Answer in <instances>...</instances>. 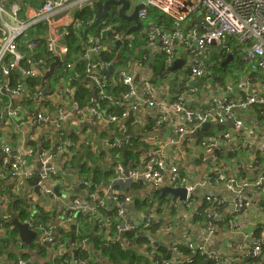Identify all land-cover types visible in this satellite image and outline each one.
Wrapping results in <instances>:
<instances>
[{"label": "built area", "instance_id": "obj_1", "mask_svg": "<svg viewBox=\"0 0 264 264\" xmlns=\"http://www.w3.org/2000/svg\"><path fill=\"white\" fill-rule=\"evenodd\" d=\"M32 1L0 0V78L4 77L6 80V84L0 85V89L13 94H23V97L27 96L33 102V106L27 108L28 114L25 113L23 121H30L35 126L52 123L51 116L45 113L44 109L49 99L54 98L58 99L60 104L59 117L55 125L61 135L65 134L64 129L60 127L63 121L71 126L83 127L82 134L84 131H92L99 126L105 131L112 132L110 137L101 136L96 141L102 147L110 146L109 164L115 169L116 174L109 179L108 184L100 186L93 184L91 179H88L89 177L83 176L76 190L78 193L73 196L62 194L61 197L54 190V187L60 183V179H54L51 175L56 173L54 161L57 156L64 159L69 158L72 154V147L75 146L74 142L57 143L50 152H42L38 168L32 171L24 169L28 166L24 156H11L12 148L3 144L0 151V161L3 162V166L0 167V177L2 179H9L10 176L16 177L15 181L18 183L15 187L18 191L23 185L28 184V180L33 178L35 173L39 175L40 179L37 182L39 195L34 192L31 196L40 199L46 213L55 214L47 223L37 218L23 223H27L29 228L36 232L33 241L41 246L48 245L51 254L58 255L67 252L70 255L73 250L68 249L62 243V237L57 234V231L55 232V226L58 225L55 224V220H60L61 223L59 222L58 226L65 231L72 229L74 225L79 227L82 222L89 221L91 218L99 225L106 224L99 209L111 211L115 206L118 207V216L123 219L118 226L119 234L135 232L137 237H145L147 243L156 248L157 234L160 229L154 231L153 225L162 220L159 210L163 205L154 201L158 210L156 208L153 211L148 207L143 212L144 217L138 219L136 218L138 214H129L126 210V205L134 201L132 195L121 196L117 185L131 188L135 182L139 181L151 184L152 192L148 197L152 202L156 193L163 187L162 184L169 181L173 184L169 186H184L188 189L185 204L189 205L190 196L198 184L191 181L187 172L186 175L178 173V166L166 165L165 147L190 138L209 121L224 123L234 118L235 112L245 111L253 106H260L264 109V0H129L133 8L143 5L138 12V17L142 22L141 27H144L141 37L144 36L146 46L154 56H165L166 66L171 70L172 75L176 74L172 71V67L178 58L185 59L191 66L192 74L190 75L195 80L205 74L207 66L202 57L205 51L216 48L220 52H228L233 49L239 54V61L246 66L248 72L243 80L229 88L232 92L236 91L238 97L234 98L231 94L221 90L223 96L212 98L208 110L194 109L189 106L196 101V94L199 90L194 81L186 82L183 92L176 94L175 100L171 102L166 98H157L152 72L144 74L140 82L136 83L135 75L143 69L144 64L143 61L138 60L128 69L120 65L122 62L120 53L132 51L134 43L133 38H129V34L124 35L120 30L121 24L117 21L116 12L108 15V19H102L96 30L82 40L83 52L75 65L73 61L66 62V70L73 66L75 69L78 62L84 63L83 71L77 70L78 73L74 76L77 80L83 77L87 79L94 87L93 93L84 98L81 96L83 90L76 89L74 84V86L55 85L54 87L43 84L41 76L48 69L47 62L50 59L54 61L55 56L62 58L72 53L66 43L67 36L73 30L78 33L83 25L76 14L84 9H95L96 3L100 0H40L37 7H34ZM152 9L158 10L161 18L159 21L146 23ZM71 13H75V17ZM6 15L16 24L9 23L5 19ZM41 24L45 28L48 27L42 46L37 40L38 35L33 33L36 31V25ZM118 42H120L119 45ZM114 51H119L118 61L111 58ZM34 53L36 56H33ZM111 67L112 73L110 74ZM14 72H18L29 80H37L34 88L30 89L25 81L14 83V77L12 78ZM168 84L169 82H165L164 86L167 88ZM166 91L167 89L164 90ZM67 103H70V106ZM157 110L158 114L155 119L152 118L153 121L141 120L143 112L150 117L149 112L154 111L155 114ZM20 111V109L15 110L11 112V115H18ZM0 116L9 117V113L1 111ZM234 122L235 130L244 129V122L241 119H236ZM259 126L260 121L256 120L254 126L246 127L242 134L251 146H253V138L257 135ZM163 128L171 129L173 135L160 138L156 131ZM231 133L229 131L225 134L227 140L231 139ZM109 140H111L110 144ZM132 142L140 144L141 150L138 153L141 159L139 162L129 160L126 166L119 161L120 154L113 155L111 152L113 148L126 147ZM203 144L213 146L216 143L204 141ZM87 146L90 149L92 147L91 150L96 148V151L101 147H97L94 141L88 142ZM150 148H156L158 151L156 156L147 157L146 152ZM260 150L264 152V138ZM251 163L258 164L260 159L253 156ZM47 182L50 186H46ZM218 182L225 183L232 195L225 197L209 194L205 197L210 203L209 212L206 214V235L201 237L199 242H173L172 244V247L178 249L179 253H181L179 245L187 248L190 251L189 259L191 255L200 254L212 260L213 264H220L222 256L213 249L211 236L217 233L221 223L228 222L232 228L239 230L242 227L241 220L251 217L252 205L250 200L244 196V189L253 187L264 195V169L256 177L239 184L235 179L227 178L222 170L216 168V173L212 175L207 184L203 183V185H214ZM28 187H25L26 191L29 190ZM229 203L232 204L233 209L232 213L228 212L230 216L227 218L223 216L221 210L225 204ZM148 211L149 214L146 216L145 212ZM0 214L1 230L16 229L13 223L15 217L7 209L6 201L5 205L0 208ZM168 223L165 221V225L161 224L160 228L164 230ZM17 242L19 246L24 244L21 239ZM127 243L124 237L122 245L126 246ZM87 244L88 238H83L81 247L86 248ZM76 245L74 243L73 247ZM146 247L149 248L150 245ZM263 248L264 221H260L253 235V244L247 246L243 240L238 245V249L244 260L259 258L263 255ZM151 252L153 254L155 250ZM4 257L7 261L0 258V264H34L23 255H19L17 260H9V254ZM180 263L179 259L176 261L163 260V264ZM73 264L87 263L85 260H75Z\"/></svg>", "mask_w": 264, "mask_h": 264}, {"label": "crops", "instance_id": "obj_2", "mask_svg": "<svg viewBox=\"0 0 264 264\" xmlns=\"http://www.w3.org/2000/svg\"><path fill=\"white\" fill-rule=\"evenodd\" d=\"M39 1L40 0L32 1L34 7L39 6ZM96 8L94 9V11L96 10ZM116 11L117 10L114 8L110 12V14ZM71 15H74L75 17V13H71ZM108 18L109 16L106 19ZM160 18L161 13L158 10L152 9L150 18L148 21H146V23L159 21ZM5 19L13 25L16 24V22L12 20L8 15L5 16ZM93 20H91L89 24V32L83 30L85 38L88 34L96 30L102 19L96 25L91 26ZM117 21L121 24L120 30L124 35L128 33V30L132 26H134V23L130 21L127 23H124L119 19H117ZM79 24L81 25V23ZM82 26H84V24L81 25V28L83 29ZM143 29L144 27H141L128 33L130 36L129 38H133V43L136 47H134L132 51H124L122 53V62H120V65L128 69L135 63V61H143V69L135 75V79L136 76H139L138 80H136V83L140 82V79L144 74H149L150 72H152L157 98H166L170 102L174 101L175 97L177 96L176 94H179L182 90H184L186 82H195V80L191 78L190 74L182 71L187 64L186 61L185 64L182 65L183 68L180 67L177 69H172V71L176 74L172 75L170 73L171 70L167 68L162 76L154 77V69L158 57L154 56L148 50L144 36L143 38L141 37ZM47 31L48 27L45 28V26L41 24L36 25V31L33 32L38 35L37 40L40 42L41 46L43 45L44 36H46ZM80 54L81 52H79L78 49H75L69 56H62V58L59 57L60 64L55 67L54 73L51 76L47 77L46 84L50 85L51 87H54L55 85H75L74 87L76 89L83 88L84 90L86 89L93 91L94 87L89 84L87 79H85L84 77L81 80L76 79V77L74 76L78 73L76 67L75 69L74 66L69 70L65 69L66 62L73 61L75 65V63L79 60L78 58ZM33 56H36V53H34ZM152 57H154L155 59L154 63L148 64L149 59ZM202 57L206 62V71L203 77L197 78L198 81L200 80V83L197 84L199 90L196 94V101L189 104V106L194 109L208 110L210 107L209 103L212 98H219L223 96L221 90L231 94L234 98H237V92H232L229 90V88L237 85L241 80H243L246 73L248 72L246 66L239 61V54L235 52V50L233 51V49L229 50L228 52H220L218 49L212 48L205 51L202 54ZM227 58H229L228 61ZM49 61L51 62L50 64L47 63L48 69L53 63L52 59H50ZM220 63V66L225 69L224 72L221 70L216 71L215 69L216 66H218ZM59 70L61 71V73L58 72ZM44 74L41 76L43 84H45V81L43 80ZM13 77L14 83L17 84L18 82L25 81L29 85L30 89H33L36 85L34 83L37 80H29L28 78L23 77V75L19 74L18 72L12 73V78ZM222 78H224V82L220 83L219 80H222ZM5 82L6 80L4 79V77H1L0 85H5ZM165 82H169L167 88L164 86ZM1 89L0 112L7 111L9 113V117L0 116V151L2 150L3 144H7L12 148L11 156H24V158L28 162V166L24 167L25 170H36L40 164L42 152H50L55 144L65 143L68 141H72L75 143V146L72 147L71 156L67 159L57 156L54 161L56 173L60 174V183L56 186H62V190L64 193H66L67 196H73V194L78 193V191L76 190L79 188L78 186L81 177H83L82 175H84L85 177L88 176V170L86 169L87 164H91L92 169L101 168L102 171L109 170V152L105 151L104 149L99 152V150L104 147L99 145V142L96 141V139L101 136L110 137L113 134L112 132L105 131V129L100 128L99 126L97 128H94L92 131H84L82 134L83 127H81L80 125L71 126L68 122L63 121L61 122L60 127L64 129L65 134L61 135L58 127L55 125L57 124V119L59 117L58 107L60 106V104L59 100L54 98L49 99L48 105H46L44 109L45 113L51 116L52 123L43 126L41 124H38L37 126H35L31 124L30 121H23L25 119V113L28 114L26 112L27 108L32 107L33 102L27 96L23 97V94H13ZM165 89H167L166 92H164ZM67 105L70 106V103H67ZM19 109L21 111L18 113V115H11V112ZM149 113L151 114L150 117H148V115L143 112L140 117L141 120H152V118L155 119L156 115L158 114V110L155 114L154 111H150ZM236 119H241L244 122V129L238 131L235 130L234 121ZM256 120L260 121V126L257 128V135L253 138L254 143L253 146H251L246 142L247 138L243 137L242 134L244 133L246 127H253ZM229 131L232 132L231 139L227 140L225 134ZM156 133L160 135V138H164V136L166 135H173L172 130L167 128L157 130ZM203 133H205L204 136L206 139L201 137ZM263 138L264 109L260 106H253L248 110L235 112L234 118L228 119L224 123L211 121V123H209V126H207L204 130H200L198 132L197 136L191 135L190 138L181 140L173 146L169 145L165 147L166 165L178 166L182 173H188L193 183L198 184L193 191L195 192V194L194 197L191 198L189 205H186L184 201L174 202L172 201V198L171 201H169L168 206L167 203L162 204L164 210L166 208L164 213L166 214L167 212L168 214V216L166 215L165 221L169 223L165 226L164 230L160 229L159 233L157 234V241L160 243V246L162 245L161 247L164 246L168 248V255L171 260L176 261V259H179L181 263L184 264V262L186 260L188 261L189 259V253H186L184 251H181V253H179L178 249L170 247V244H173V242H199L200 238L206 235V214L209 212L210 203L206 200L205 197L209 194L213 196L225 197L232 195V192L228 190L225 183L218 182L214 185H203V183L207 184V182H209L212 175L216 173V168L222 170L227 178L235 179L239 184L245 180L256 177L264 169V152L260 150L263 143ZM93 141L96 143L97 147L101 146L97 151L96 148L91 150L87 146L88 142ZM202 141H205L207 143L212 142V144H216L212 146L210 144H203ZM137 146L138 148L135 149L136 152L134 154V161L139 162L141 157L138 151L141 150V147L139 143H137ZM159 148L161 149L162 145L159 146ZM88 149L90 153L87 152ZM30 150H33V152H29ZM146 153L147 157L149 155L156 156L158 151H156V148H150ZM253 156L259 158L260 163L252 164L251 159ZM90 158H94L91 159V161L94 160V163L90 162ZM110 178L112 177L110 176L109 179ZM13 180V178L2 179L5 184H9L10 182L11 184H13ZM213 183L214 181L212 182V184ZM47 184L48 185L46 186H50L49 182H47ZM169 185L173 184H171L169 181H165L163 184V186ZM0 186H3L2 182H0ZM28 189L29 192L32 191L30 187H28ZM117 190L119 194L121 192H125V195H132V197H134V201L132 203H127L128 205H126V210L129 214H138L136 217L138 219H142L144 217L143 212L146 211L147 207L138 210V207L135 208V204L137 202H140V204H143L144 202L145 204H148L149 202V208H152L153 211L157 208V204L154 203V200L152 202L149 201L148 196L150 192H152L151 184H146L145 182L139 181L135 182L131 188H126L125 186L122 187V185L119 184L117 185ZM197 191H201L202 193L197 194ZM9 192L10 191L6 189L4 191V197H2V192L0 190V208L5 205L6 201L7 209L12 211L13 208L10 204L11 198L9 197ZM201 194H203V196ZM243 194L251 202V217L243 218L241 220L242 227L239 230L232 228L228 222L221 223L219 225V230L217 231V233L211 236V245H213V249L221 254L222 264H241L242 262H244L240 257L238 245L243 240L246 242L247 246L252 245L253 235L256 232V228L260 224V221H264V195L253 187L244 189ZM38 201L40 202L39 198ZM207 204L209 205V207L207 206ZM232 209V204H225L223 209L221 210L223 212V216L228 218L230 216L228 212L232 213ZM59 222V219L55 220V224L60 225L61 222ZM5 233L6 231L0 229V236H3V234ZM16 239H21L19 232L16 235ZM18 249H20V252L23 250L22 252L24 254H28L29 259L33 263L44 264L46 260H48V258H40L37 249L29 248L25 245L18 247ZM48 251L51 254V250ZM139 251L141 253L149 252L145 247H140ZM153 258L154 255L152 254V259ZM250 259L251 258H247L246 261H249Z\"/></svg>", "mask_w": 264, "mask_h": 264}, {"label": "trees", "instance_id": "obj_3", "mask_svg": "<svg viewBox=\"0 0 264 264\" xmlns=\"http://www.w3.org/2000/svg\"><path fill=\"white\" fill-rule=\"evenodd\" d=\"M115 15V14H114ZM95 11L94 9H84L81 12H78L76 14V17L79 19V21H82V24H84L83 29L80 28L78 30V33H75L74 30L71 31L70 35L67 36L66 43L68 44L70 53L74 51L75 49H78L79 52H83V44L82 40L86 39L85 34L83 32H89V24L91 20L94 19ZM118 17V16H117ZM119 19V17H118ZM124 23L128 22L126 20H122ZM93 31V30H91ZM79 34V35H78ZM234 45V42H232ZM134 47H136L134 45ZM123 53V52H122ZM120 53V55H122ZM118 52H113L111 55V58L115 61L119 60L118 58ZM51 61H48L47 63L50 64ZM221 65V63H220ZM76 69L82 72L84 69V63L78 62ZM167 66L165 63V56L164 55H158L157 63L155 65V76H162L164 72L166 71ZM221 71H225L223 67L220 66ZM195 83L198 84V80L195 79ZM80 90V88H79ZM83 90V93L81 96L84 98L93 93V91L90 90ZM138 148L137 142H132L130 145L126 146V149L124 147H118L112 149V154L117 155L120 154L119 161L124 163L127 166V162L129 160H135L134 154L135 149ZM92 149V147H91ZM88 153H90L89 149L87 150ZM90 162L94 163V160ZM87 164L86 169L88 170V179H91L93 184L97 185H106L109 183V177H113L116 174L115 169L111 166H109L108 171H102L101 168L98 169H92V165ZM3 166V162L0 161V167ZM85 166V164H84ZM178 173L181 175H186V173H182L180 169L178 168ZM52 178H59L60 174L53 173L51 174ZM84 176V175H82ZM190 177V176H189ZM9 178H13L14 180L16 177L10 176ZM40 179L39 175L36 173L33 175V178L28 180L27 185L31 188V192L29 190L26 191V186L23 185L18 191L16 190V185L18 182H14L11 184H5L2 181V178L0 177V182H2L3 186H0V190L2 192V197H4V191L7 189L10 191V198H11V206L13 210L11 211L12 214L18 217V219L23 223L27 220H30L32 218H37L42 220V222L47 223L55 214H48L44 211V208L41 204V202L38 201V197L31 196V193H36V195H39L37 192H39V189H37L38 185L37 182ZM18 180V178H17ZM10 185V186H8ZM76 189V188H75ZM93 188H91L92 190ZM159 190L155 196L159 197L161 199L160 205L163 203L167 206L169 204V201H171L172 196L169 195L166 198H161ZM121 195H124L125 193L121 192ZM134 199V197H133ZM40 200V199H39ZM113 206V204H112ZM135 206L138 207V210H141V208L144 207H150V203L140 204V202H137ZM207 206H209L207 204ZM206 207V206H205ZM118 207L113 206V210L106 211L105 209H99L100 215L104 218L106 224H97L93 218L89 221H84L81 223V226H73L72 229L65 231L60 226H55V232L57 231V234L62 237V243L68 248L72 249L73 253L69 255L67 252H63L62 254L53 255L49 253L48 245L41 246L38 243L32 241V243H24L23 245L28 246L29 248L37 249L39 252L40 258L47 259L44 264H73V262L79 261V260H85L87 264H163L164 259H171L169 257V252L167 247H161L160 243L159 245H155L156 248L151 246L150 243H147V239L139 238L136 236L135 232H123L122 235L119 234V228L118 226L122 223L123 219L122 217L118 216ZM166 210V208H165ZM164 208L162 207L159 210V213L161 215L162 220L158 223H155L153 225V230H159L161 229V224L165 225V219L166 215L168 216L167 212L164 213ZM165 216V217H164ZM119 217V218H118ZM81 218V217H80ZM87 220V218H84ZM106 225H110V227H106ZM6 233L3 234V236L0 237V258H2L4 261H7L5 259V255L9 254L8 259L9 260H17L19 255H23L25 258H29L28 254H24L20 252V249H18L19 246L16 235L18 233V229H12V230H5ZM124 237L128 241L126 246L122 245V241L124 240ZM83 238H88V244L86 248L81 247V240ZM76 243L77 245L73 247V244ZM146 245H150L149 248L146 247ZM140 247H145L149 252L148 253H141ZM170 247H172V244H170ZM55 249V248H54ZM155 250L153 253L154 258L152 259V250ZM179 249L181 251H184L186 253H190V251L179 245ZM264 253V248H263ZM190 255V254H189ZM205 257L200 254H194L191 255V259H188L184 262V264H205L204 263ZM241 264H264V256H260L259 258H251L249 261H246V259L243 260ZM34 264H41V263H34ZM182 264V263H180ZM208 264H213L212 260H209ZM221 264V262H220ZM236 264V263H234Z\"/></svg>", "mask_w": 264, "mask_h": 264}, {"label": "water", "instance_id": "obj_4", "mask_svg": "<svg viewBox=\"0 0 264 264\" xmlns=\"http://www.w3.org/2000/svg\"><path fill=\"white\" fill-rule=\"evenodd\" d=\"M96 10H95V16H94V20L91 24V26L96 25L101 19L108 17V15L110 14V12L112 11V9H116L118 16H120L121 18L133 22L134 26H132L129 30L128 33L132 30H136L139 29L141 27V22L139 20L138 17V12L141 8H143V5H137L132 9V12L130 14H128L127 10H129L131 8V4L129 0H100L96 3ZM115 6V7H114ZM118 45L120 44V42L117 43ZM232 55V54H231ZM55 60L53 61V63L50 65V68L45 72L44 76H43V80L45 81V84L47 83V77L51 76L54 73L55 67L60 64V58L59 56H55L54 58ZM229 60V58H227V61ZM155 59L154 57L150 58L148 61V64L150 63H154ZM185 64V60L182 58H178L174 61L173 63V67L172 69H177V68H183L182 65ZM223 66V65H222ZM184 71L187 74H192V68L190 65L186 64L185 68H183ZM109 73H112V67L109 71ZM139 76H136V80H138ZM230 123V122H229ZM207 126H209V123H205L202 128L200 130H204ZM199 130V131H200ZM194 133L192 136H197L198 132ZM111 143V140H109V144ZM109 145H106L104 148H101L99 150V152L102 151V149H104L105 151L109 152L110 148ZM124 149H126V147H124ZM58 189V187L56 188ZM162 192V198H166L168 195L172 196V201L174 202H186L185 200L187 199V194H188V189L184 186H164L161 188L160 190ZM198 193H202L201 191H197ZM195 192L190 196L191 198L194 197ZM203 196V194H201ZM149 214L148 212H145V215L147 216ZM13 223L15 224V226L18 229L19 235L21 240L24 243H32L33 239L36 237V232L31 230L28 226L27 223H22L18 217L14 218ZM156 245L158 246L159 243L156 241ZM208 260H205L204 263L208 264Z\"/></svg>", "mask_w": 264, "mask_h": 264}, {"label": "rangeland", "instance_id": "obj_5", "mask_svg": "<svg viewBox=\"0 0 264 264\" xmlns=\"http://www.w3.org/2000/svg\"><path fill=\"white\" fill-rule=\"evenodd\" d=\"M219 67H220V64H219L218 66H216V68H215L216 71H219V70H220ZM182 71H184V69H183ZM58 72L61 73L60 70H59ZM184 72H185V71H184ZM219 82H220V83H223V82H224V78H222V80L220 79ZM199 83H200V80L198 81V84H199ZM213 123H214V122H213ZM209 134H211V133H209ZM204 135H205V133H203V134L201 135V137L205 138ZM205 139H206V138H205ZM163 184H164V183H163ZM163 184H162V186H163ZM57 187H58V189H56ZM163 187H164V186H163ZM54 190H55V192H56L57 194H59L61 197L63 196L62 194H66V193H64L63 190H62V186H55V187H54ZM154 201H155V202H159V203L162 202L161 199H160L159 197H157V196L154 198Z\"/></svg>", "mask_w": 264, "mask_h": 264}, {"label": "clouds", "instance_id": "obj_6", "mask_svg": "<svg viewBox=\"0 0 264 264\" xmlns=\"http://www.w3.org/2000/svg\"><path fill=\"white\" fill-rule=\"evenodd\" d=\"M132 9H133V7L131 6V8L129 9V10H127V12H128V14H130V11L132 12ZM116 14H117V16H118V13H117V11H116ZM119 17V20H125V19H123V18H121L120 16H118ZM107 18V17H106ZM140 20V19H139ZM127 21V20H126ZM129 22V21H128ZM141 22V21H140ZM127 23V22H126ZM141 24H142V22H141ZM128 34V33H127ZM207 123H211V121H209V122H207ZM240 244V243H239ZM238 251H239V249H238ZM241 257V256H240ZM205 260H210V259H207L206 257H205ZM204 260V261H205ZM221 264H222V262H221Z\"/></svg>", "mask_w": 264, "mask_h": 264}, {"label": "flooded vegetation", "instance_id": "obj_7", "mask_svg": "<svg viewBox=\"0 0 264 264\" xmlns=\"http://www.w3.org/2000/svg\"><path fill=\"white\" fill-rule=\"evenodd\" d=\"M175 185V184H174Z\"/></svg>", "mask_w": 264, "mask_h": 264}]
</instances>
